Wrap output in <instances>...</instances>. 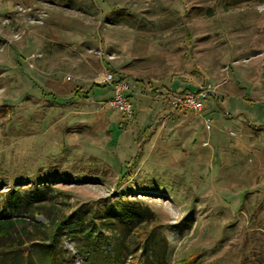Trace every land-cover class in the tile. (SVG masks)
Listing matches in <instances>:
<instances>
[{
    "label": "rangeland",
    "instance_id": "374dc122",
    "mask_svg": "<svg viewBox=\"0 0 264 264\" xmlns=\"http://www.w3.org/2000/svg\"><path fill=\"white\" fill-rule=\"evenodd\" d=\"M107 69L132 116L108 105ZM199 88L201 112L170 111V93ZM18 185L50 187L43 212L23 213L34 223L137 199L171 264H264V0H0V191ZM21 247L30 264L59 260Z\"/></svg>",
    "mask_w": 264,
    "mask_h": 264
},
{
    "label": "trees",
    "instance_id": "16d2710c",
    "mask_svg": "<svg viewBox=\"0 0 264 264\" xmlns=\"http://www.w3.org/2000/svg\"><path fill=\"white\" fill-rule=\"evenodd\" d=\"M139 156L140 153L134 157L132 167L136 166ZM132 175L130 169L121 180ZM47 189H50L48 185H42L32 187L30 192V188L18 185L15 189L0 191L1 256L11 252L17 254L16 264H30L29 250L21 247L26 237L55 254L59 259L56 264H69L62 253L63 239L73 242L81 264H171L172 249L151 206L117 196L105 202L82 203L60 215H48L47 226L25 219L23 213L34 218L35 212L47 206L42 203L48 200ZM19 223L23 224L20 229L16 226Z\"/></svg>",
    "mask_w": 264,
    "mask_h": 264
},
{
    "label": "built area",
    "instance_id": "2783aa9c",
    "mask_svg": "<svg viewBox=\"0 0 264 264\" xmlns=\"http://www.w3.org/2000/svg\"><path fill=\"white\" fill-rule=\"evenodd\" d=\"M100 81L107 84L112 89V95L108 98L110 107L119 109L127 116L133 114V102L127 90L129 88L125 81L117 78L112 71L104 70L100 75ZM210 88H199L196 90H187L182 93L173 92L168 95V105L170 111L181 109L193 110L201 112L204 109V101L209 96Z\"/></svg>",
    "mask_w": 264,
    "mask_h": 264
},
{
    "label": "crops",
    "instance_id": "0c3cea01",
    "mask_svg": "<svg viewBox=\"0 0 264 264\" xmlns=\"http://www.w3.org/2000/svg\"><path fill=\"white\" fill-rule=\"evenodd\" d=\"M128 84V83H127ZM103 85H107V84H104L103 83ZM107 86H109V85H107ZM128 86H129V88H128V92H127V95H129L130 96V85L128 84ZM111 88V87H110ZM111 90V89H110ZM112 91V90H111ZM185 91H187V90H183V91H178L177 93H182V92H185ZM112 95V94H111ZM109 96V95H108ZM111 97V96H110ZM132 99V98H131ZM206 101H207V99L204 101V108H205V104H206ZM132 102H133V108H134V101H133V99H132ZM181 110H186V109H181Z\"/></svg>",
    "mask_w": 264,
    "mask_h": 264
}]
</instances>
